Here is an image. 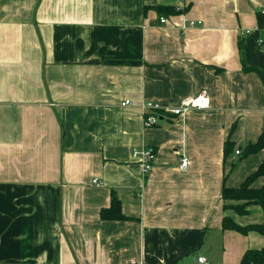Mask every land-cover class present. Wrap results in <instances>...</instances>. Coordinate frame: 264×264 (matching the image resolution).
Masks as SVG:
<instances>
[{"label":"crops","instance_id":"obj_1","mask_svg":"<svg viewBox=\"0 0 264 264\" xmlns=\"http://www.w3.org/2000/svg\"><path fill=\"white\" fill-rule=\"evenodd\" d=\"M262 7L0 0V264H240L263 248L264 234L223 228L225 216L264 223L263 208L241 215L222 198L264 161V149L236 152L264 129V76L245 69L264 73ZM201 91L209 108L145 126L142 102L174 107ZM146 147L148 174L134 155ZM112 192L136 219L101 218Z\"/></svg>","mask_w":264,"mask_h":264},{"label":"trees","instance_id":"obj_2","mask_svg":"<svg viewBox=\"0 0 264 264\" xmlns=\"http://www.w3.org/2000/svg\"><path fill=\"white\" fill-rule=\"evenodd\" d=\"M158 13L163 14H176L180 13L183 9H176L175 6L169 5H158L156 6ZM264 16L258 12L259 26H264ZM248 71H256L262 76L264 73L258 69L250 66H245ZM235 147V143L228 139L224 144L225 156ZM264 149V129L258 139L254 142H249L244 146H240L238 150L239 159L258 153ZM264 174V161L260 166L251 174L239 186H227L224 185L222 188V198L224 200L225 209H233L237 213L243 215L249 212L250 205L258 204L264 210V185L254 186V182ZM100 216L104 220H131L136 217L128 216L123 212L122 201L115 192H112L111 203L108 207H103L100 211ZM223 228L236 230L241 233H248L249 231H258L264 234V223H255L248 225L238 224L231 216H225L223 219ZM240 264H264V247L259 249H248L241 260Z\"/></svg>","mask_w":264,"mask_h":264},{"label":"built area","instance_id":"obj_3","mask_svg":"<svg viewBox=\"0 0 264 264\" xmlns=\"http://www.w3.org/2000/svg\"><path fill=\"white\" fill-rule=\"evenodd\" d=\"M260 13H262L264 16V7L261 8ZM160 22L166 23L167 18L165 16H162L160 18ZM201 23L202 21L200 20H190L188 24H183L182 27L186 28L187 26H194ZM262 30L264 31V26L262 27ZM259 44L264 48V38L259 39ZM131 104L132 102L130 99H126L121 103L122 106H130ZM210 104V96L206 91H201L194 96L183 98L180 104L174 107H164L158 102L147 100L142 102L141 108L143 112L144 124L145 126L150 127L157 125L165 115L171 114L174 116H181L193 109L205 110L210 107ZM236 152L237 154H239L240 150H237ZM134 155L137 156L141 162L142 172L144 174H148L152 170L154 165V159L156 156L155 149L151 147L135 149ZM190 163V158L186 155H183L180 160V168L182 170H186L190 166ZM96 181L97 180H94V182ZM198 261L201 264H211L208 258L204 255H200L198 257Z\"/></svg>","mask_w":264,"mask_h":264},{"label":"bare ground","instance_id":"obj_4","mask_svg":"<svg viewBox=\"0 0 264 264\" xmlns=\"http://www.w3.org/2000/svg\"><path fill=\"white\" fill-rule=\"evenodd\" d=\"M264 20V19H263ZM261 37V36H260ZM258 39H259V37H258ZM263 48V47H262Z\"/></svg>","mask_w":264,"mask_h":264}]
</instances>
